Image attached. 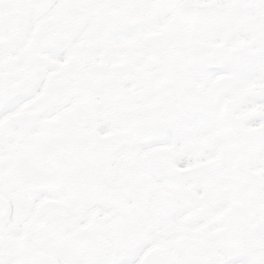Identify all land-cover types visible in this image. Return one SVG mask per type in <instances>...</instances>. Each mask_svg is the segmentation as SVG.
I'll return each instance as SVG.
<instances>
[{
  "label": "snow or ice",
  "instance_id": "snow-or-ice-1",
  "mask_svg": "<svg viewBox=\"0 0 264 264\" xmlns=\"http://www.w3.org/2000/svg\"><path fill=\"white\" fill-rule=\"evenodd\" d=\"M0 264H264V0H0Z\"/></svg>",
  "mask_w": 264,
  "mask_h": 264
}]
</instances>
